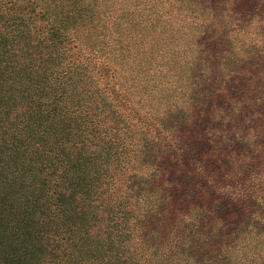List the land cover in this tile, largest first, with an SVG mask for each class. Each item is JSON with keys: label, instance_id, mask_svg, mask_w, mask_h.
I'll use <instances>...</instances> for the list:
<instances>
[{"label": "trees", "instance_id": "obj_1", "mask_svg": "<svg viewBox=\"0 0 264 264\" xmlns=\"http://www.w3.org/2000/svg\"><path fill=\"white\" fill-rule=\"evenodd\" d=\"M0 264H264V0H0Z\"/></svg>", "mask_w": 264, "mask_h": 264}, {"label": "rangeland", "instance_id": "obj_2", "mask_svg": "<svg viewBox=\"0 0 264 264\" xmlns=\"http://www.w3.org/2000/svg\"><path fill=\"white\" fill-rule=\"evenodd\" d=\"M122 100H125L124 98H122ZM127 107V108H126ZM124 108L126 109V112H131L132 113V111H133V109H132V107H131V104L129 103V102H126L125 103V106H124Z\"/></svg>", "mask_w": 264, "mask_h": 264}]
</instances>
